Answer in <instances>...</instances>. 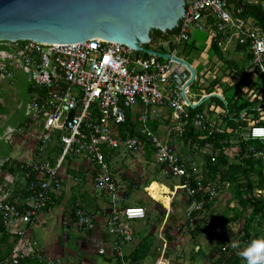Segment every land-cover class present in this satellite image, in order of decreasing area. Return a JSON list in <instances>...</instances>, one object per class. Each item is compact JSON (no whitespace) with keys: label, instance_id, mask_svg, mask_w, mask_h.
<instances>
[{"label":"built area","instance_id":"2783aa9c","mask_svg":"<svg viewBox=\"0 0 264 264\" xmlns=\"http://www.w3.org/2000/svg\"><path fill=\"white\" fill-rule=\"evenodd\" d=\"M241 11L228 0H196L187 4L172 42L179 45L190 39L192 29L209 27L221 46L234 33L236 43L248 47L250 72L259 73L264 81V28L253 18H240ZM158 58L153 54L144 58L141 52L107 40L60 44L29 39L0 40V86L13 83L15 71L20 70L33 90L26 107L25 124L11 127L5 132V139L14 142L26 133L35 139L30 159L20 162V168L29 178L22 208L15 202L0 200V225L16 239L11 250L0 258V264H21L25 258L41 255L29 226L41 211L53 204V192L60 186L62 170L75 158L87 161L93 187L108 200L105 226L113 237L108 245L110 257L120 259L121 264H136L125 259L122 246L131 240L133 224L145 218L146 210L140 205L125 204L131 182L121 187L110 159L121 147L144 151L145 142L150 145L154 161L164 166L170 178L177 180L175 187L189 200L185 215L189 219L194 213L199 215L202 234L215 237L227 234L229 225L217 224L205 205L215 201L221 187H227L228 183L204 184L203 168L194 171V183L190 182L187 160L171 143L159 137L150 123L168 112L169 122L174 123L178 135L187 125L208 130L210 134L223 130L212 125L206 110L191 113L192 107L185 101L181 86L166 76L171 61L161 62ZM243 92L249 99L257 94L250 87H245ZM190 93L188 86L185 94L196 104ZM222 112L223 109L218 113ZM128 113L132 130L124 127ZM240 140L255 142L245 148L243 156L259 160L264 167V151L258 148V144H264V125L249 121ZM74 216L76 225L86 231L93 230L98 221L96 212L79 204H75ZM243 235L242 231L240 236ZM98 253L106 255L107 248H99ZM160 261L175 264L164 255L153 264Z\"/></svg>","mask_w":264,"mask_h":264},{"label":"trees","instance_id":"16d2710c","mask_svg":"<svg viewBox=\"0 0 264 264\" xmlns=\"http://www.w3.org/2000/svg\"><path fill=\"white\" fill-rule=\"evenodd\" d=\"M229 3L233 4L235 9L241 8V13L238 14L240 18H253L257 24L264 28V0H228ZM179 25L171 30L161 31L158 29H152L150 32L151 42L145 44L146 48H152L160 52H169L175 47L179 46L169 40L170 36L175 35L178 32ZM206 33V32H205ZM200 32H197L195 36L189 40L182 42L181 45L183 49L181 50L182 55H190L194 52H201L205 49L206 44L205 40L207 34L202 36ZM202 37V38H201ZM156 40L167 41L169 44V51L162 50V47L156 48L153 46V42ZM236 48H242L246 52V65L238 62L234 59L225 58L223 55V50L218 44V38L214 37L209 49V57L217 56L226 67L229 68L230 73H234L239 76L238 81L233 84H223L221 79L223 76H217L208 85H201L199 80H195L191 85V91L194 93H203L209 95L212 93L219 94L221 98L216 95L210 96L207 100L202 102L200 105L195 108H190L192 114L202 113L211 103H215L216 106L221 107L224 110L222 113H216L215 110L207 109V115L215 116L213 119H209L213 126H217L223 130V132L213 131L211 134L208 130H197L191 125H187L180 136L185 142H188L190 146L197 145L198 149H203L204 147L210 146L212 152L205 155L204 169H202L201 179L204 184L213 183L216 181L228 183V188L233 192L234 198L237 200L238 205L242 208L239 209L230 208L234 211L233 216H229L228 212L224 214H210L217 224L226 226L233 221H236L242 215V210L249 209V214L244 217V223L242 226V231L244 232L243 236H240V241L244 245H248L252 240L258 239V233L254 231L255 226H261L264 224V167L262 163L253 158V157H244L243 151L250 144H255L254 141H241V134L244 132L245 127L248 125L249 121L256 120L259 124L264 125V97L259 98V94L264 95V81L259 73L256 74L255 80L249 79L250 69L252 64L250 63L251 55H249L248 47L245 44L237 43ZM148 54L142 53V57H147ZM159 61H165L163 58L159 57ZM249 61V62H248ZM254 85L256 86L257 94L253 99L247 98L246 94L243 92L245 87H250L255 91ZM28 92L32 93V88L28 86ZM220 89V90H218ZM168 112H166V118H168ZM128 122L124 127H130L132 130L133 123L131 122V114H127ZM151 128L156 131L158 128V122L153 121L150 123ZM209 126V124H208ZM168 143H171V141ZM192 144V145H191ZM236 147L239 150L233 154L231 158L230 151L232 148ZM258 148L264 151V144H258ZM144 153L147 160L151 159L152 151L148 142L144 143ZM20 162H14L15 171H20L23 173L20 168ZM9 165V164H8ZM11 165V164H10ZM9 165V166H10ZM6 166L12 171V167ZM162 169L164 166H160ZM187 170L190 173V182L194 183L193 173L194 169L190 164H187ZM72 175H79L74 169L70 170ZM33 177V175H31ZM182 178L181 183L184 182ZM29 181V178H27ZM26 181V184H27ZM178 183L174 184L177 185ZM26 187V186H25ZM128 193V192H127ZM188 199L186 200L188 204ZM12 202V201H11ZM214 201L208 202L205 207L209 209ZM18 204V203H17ZM22 208V205L19 204ZM49 207H51L49 205ZM48 207V208H49ZM47 209V208H46ZM75 204L72 206L73 219L74 216ZM197 215L196 213L193 214ZM200 226H195L192 232V238H196L200 235L199 232ZM0 232L4 236H9L4 228L0 225ZM168 228L166 229V233ZM224 237V241H220V238ZM169 240L172 239V236L168 235ZM216 252L219 255L218 259L212 262V264H246V260L235 251L233 247H226L225 245L229 244L228 237L226 234L222 236H217ZM13 245L16 242V239L13 238ZM155 237L151 233H147L137 244V246L125 256V259H128L136 264H139L146 256L150 253ZM12 245V246H13ZM196 253L201 254L202 251L197 250ZM227 253H230L227 256ZM166 255V254H165ZM110 264H121L120 259L114 260L109 257ZM34 261H37L36 257H28L21 260V264H32Z\"/></svg>","mask_w":264,"mask_h":264},{"label":"rangeland","instance_id":"374dc122","mask_svg":"<svg viewBox=\"0 0 264 264\" xmlns=\"http://www.w3.org/2000/svg\"><path fill=\"white\" fill-rule=\"evenodd\" d=\"M198 32L203 34L202 36L206 34L203 31ZM162 46L163 45H161V47ZM161 49L169 51L166 46H163ZM224 52H226V50ZM226 57L230 59L232 55ZM246 58L245 56V60L247 61ZM188 60L195 64L194 58L192 59L189 57ZM209 64L211 70H213L216 65L218 66L217 76L227 74V76L230 77L231 71L229 72V68L226 67V64L222 63L221 60L220 63L213 64L210 62ZM203 65L206 66V63ZM203 65L199 64L196 66V72L200 74V76L201 69L204 67ZM210 69L205 71L207 72L205 77L208 79H205V85H208L211 78L216 74V72L213 73ZM249 75H252L254 80L256 79L255 73L251 72ZM14 80L16 82L12 85L13 88L7 89L8 95L5 96V102H7L10 107L15 106V108H18L17 106H19L20 121L26 118V107L31 101L32 93L28 92L26 75L22 71H15ZM223 84H227V82H223ZM254 88L257 93L255 85ZM160 118L161 120H155L158 122L156 133L159 137L167 142L171 141L176 151L187 160L194 171H198L200 168L204 169L205 155L212 152L211 147L207 146L200 150L197 148V145L190 146L188 142H185L178 134H175V125L167 120L166 114L164 117L161 116ZM209 118L213 119L215 116L209 115ZM12 123L15 126L17 125L14 124V122ZM5 132H0V140L4 143L6 148H9L7 144L8 140L5 139ZM28 137H30V135H28ZM18 149L19 145L16 144L12 147L11 153L17 155ZM235 152L236 147L232 148L230 151L231 158ZM115 153L116 155L111 165L116 179H119L118 181L122 183L123 187L127 186L124 180L131 182V186L128 187V194L125 197L126 204L141 205L145 207L146 210L145 218L134 223V239L132 240L131 238L128 245L122 246L123 254L127 255V253H130L147 233H151L155 237L153 247L140 264H153L161 255L166 256L175 264H212V262L217 260L219 255L216 252L217 238L215 236H208L202 234V232L196 238L188 236L190 234H187L189 233L187 230H190L191 227H187V230L184 228L186 225V222L183 224L185 221V212H183L185 208L183 199L184 193L181 189L175 187L176 185L174 184L177 183V180L170 178V176L165 173V170L162 169L152 157L150 160H147L143 150L128 151L121 147ZM69 179L71 180L73 178L69 177ZM152 180L164 183L167 188L160 186L156 182H151ZM89 188L92 193H100L93 187ZM152 192L156 194L153 197ZM156 197H159V199ZM230 208L239 209V211L242 209L234 198L233 192L228 187L222 186L215 199L211 213H216L218 215L224 214L232 210ZM228 214L229 216H233L234 211H229ZM248 214L249 209L242 210L240 218L228 224L229 228L226 230L228 231L226 237H228V241L230 240L229 247L231 248L234 242L239 243V247L234 248L238 253L246 247V245L240 241L239 236L242 232L244 217ZM191 226H195V222L192 223ZM167 228L168 232L166 233ZM254 231L259 235L257 238H264V224L255 226ZM56 232L60 234L56 237V240L59 239L61 242V249L58 248L57 244L53 250L48 251V249L54 245L53 240L55 239ZM168 235L172 236L171 240H169ZM46 239L48 240L43 244H39L38 241L35 244L36 249H38L41 254L36 257L39 264H108L103 263L102 256L98 253V240H93L92 238L90 239L80 234L77 239L78 243H76L75 238H66L65 232H63L60 227H57V224L56 227H54L53 233L51 231ZM174 241L180 242V249L179 246H176ZM196 245L200 247L199 249L202 251L201 254L196 253ZM229 254L230 253H227V256H229ZM159 264L169 263L167 261H160Z\"/></svg>","mask_w":264,"mask_h":264},{"label":"water","instance_id":"95a60500","mask_svg":"<svg viewBox=\"0 0 264 264\" xmlns=\"http://www.w3.org/2000/svg\"><path fill=\"white\" fill-rule=\"evenodd\" d=\"M196 0H0V40L79 43L107 40L171 61L166 76L185 89L196 80L189 62L171 52L146 48L152 29L179 25L187 4ZM240 5V2H238ZM216 95L212 93L205 96Z\"/></svg>","mask_w":264,"mask_h":264},{"label":"crops","instance_id":"0c3cea01","mask_svg":"<svg viewBox=\"0 0 264 264\" xmlns=\"http://www.w3.org/2000/svg\"><path fill=\"white\" fill-rule=\"evenodd\" d=\"M250 1H254V0H250ZM198 31H203V32H206L207 34V38L205 40L206 47L203 51L194 52L190 55H182L180 53H181V50L183 49V46L180 44L179 46L175 47L173 50L169 52L175 51L176 56H179L185 59L187 62H189L191 66L194 68L195 72H196L197 65L199 64L203 65L206 63V66L203 65L204 67H202L201 69V76L200 74H197L196 72V79L199 80L201 85L206 86L205 79L207 78L205 76L207 72L205 71L210 69L209 63L210 62H212L213 64L220 63V59L217 56L209 57V49H210L212 40L215 37V33L213 32L212 28H209V27H204L202 29L194 28L191 30L190 38L195 36ZM173 36H170L169 40L170 39L172 40ZM161 45L166 46L169 49V44L167 41L156 40L153 42V46L156 48L161 47ZM236 47H237V43H236L235 34L231 33L229 38L226 39L225 42L221 45V49L223 50V55L225 53L224 55L225 58H227L226 56L229 57L232 55V58L230 59L237 60L243 65H246L245 64L246 63L245 62L246 52L242 48L240 49ZM225 50L226 52H224ZM189 57H191L192 59L194 58L195 64L188 60ZM221 62L223 63V61ZM211 71L213 73L216 72V74H214V76L211 78L210 81H212L215 77H217L218 66L216 65V67ZM229 76L231 78L228 77L227 74H224L221 79V82H227V84L233 85L239 79V76L235 75L234 73H231ZM249 79L252 81L254 80L252 78V75H249ZM15 82L16 81L14 80L13 83L11 84L5 83L2 86H0V132H5L10 127L12 126L14 127L15 125H13L12 122H14V124H17L15 126L17 127V126H23L26 121V118H23V120L19 121V114H20L19 106H17L18 108H15V106L10 107L9 104L5 102V96L8 95L7 89L11 87L13 88L12 85H14ZM190 91H191V88H190ZM205 96L206 95L203 93H194L193 91H191L189 95L190 99L194 101L196 104H198V102L200 103V100L202 99H203L202 102L207 100L205 99ZM262 96L264 97V95ZM205 108H206L205 109L206 111L209 108V110L215 109L217 111V112L215 111L216 113L221 112V107L216 106L215 103H211L209 106L207 104V106L205 105ZM165 114L166 113L163 114V117ZM157 120H161V118H157ZM28 135L30 134L29 133L23 134L19 136L14 142L8 141L7 144L9 145V148H6L4 143L0 140V200H8V201H12L18 204H22L24 201L27 177L24 172L22 173L20 171H15L14 169L15 167L14 165H12V163L28 161L30 159L31 151L35 143V139L32 138V135H30V137H28ZM16 144L19 145L17 155L11 153L12 147L15 146ZM115 155L116 153L114 152V154L112 155L110 159V163H112ZM86 163L87 161L82 158H75V159L68 161V166L62 170V176H61V180L59 183L60 186L57 187L56 190L53 192V196H54L53 204L48 209L43 210L39 213L37 218L29 226V230L31 231V235L35 239V244L37 243V241L39 242V244L45 243V241L48 240L46 239L47 235L50 234L51 231L53 233L54 227H56V224H57V227H60V229H62V231L65 232L66 238L73 237L75 238L76 243H78L77 239L80 234H83L90 239L92 238L93 240H98L99 248L101 247L107 248V254L101 255L102 261L103 263L109 264L110 263V260H109L110 249L108 245L110 244L113 237L107 233L106 226H105V214H106L108 200L106 196H104L103 194L98 193V192L92 193L90 191L89 187H93V185L91 182L92 179H90L91 172L90 170H88V167H86ZM8 164L9 165L11 164V165L9 166ZM6 166L12 167V171H10V169ZM71 169H74L77 172H79V175L78 176L72 175V173H70ZM69 177H72L73 179L70 180ZM124 182H127V180H124ZM151 182H156L160 186L166 187L164 183L158 182L157 180H152ZM119 184L121 185V187H123L121 182ZM155 195H156L155 192H152V197ZM156 198L159 199V197H156ZM183 199H184V204L186 208L187 198L185 196V193H184ZM124 202L126 204V201ZM214 203L215 201L212 203L211 207H209L208 209V212L210 214L212 212V207ZM73 204H79L83 206L86 210L94 211L98 214V221L93 230L86 231V230L80 229L76 225L73 219V216L71 215ZM185 208L183 212H185ZM200 220L201 219L198 214L194 215L192 219H189L185 215V221L183 222V224L186 222V225L184 228L185 230H187V227H191L190 230H187V232H189L187 234H190L188 236L192 237L191 230H193L195 226H200L199 232L201 234L202 222ZM137 221H141V220H137ZM194 222H195V226H191V224ZM133 230L135 232L134 227H133ZM58 235L60 234L56 232L55 239L53 240L54 245L51 246L50 249H48V251L53 250L57 244H58V248H60L61 242L59 241V239L56 240V237ZM133 239H134V235H132V240ZM13 241L14 239L12 236L6 237L2 235V233L0 232V258L5 256L11 250ZM174 242L176 243V246L180 245V242H176V241ZM196 248L198 250L200 247L196 245ZM179 249H180V246H179ZM32 264H39V262L34 261Z\"/></svg>","mask_w":264,"mask_h":264},{"label":"clouds","instance_id":"9594fccd","mask_svg":"<svg viewBox=\"0 0 264 264\" xmlns=\"http://www.w3.org/2000/svg\"><path fill=\"white\" fill-rule=\"evenodd\" d=\"M233 248H238L239 243L234 242ZM246 260V264H264V238L252 240L239 253Z\"/></svg>","mask_w":264,"mask_h":264}]
</instances>
